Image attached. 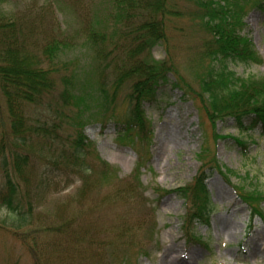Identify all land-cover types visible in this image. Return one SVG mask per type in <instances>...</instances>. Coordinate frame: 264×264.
<instances>
[{
	"label": "rangeland",
	"instance_id": "1",
	"mask_svg": "<svg viewBox=\"0 0 264 264\" xmlns=\"http://www.w3.org/2000/svg\"><path fill=\"white\" fill-rule=\"evenodd\" d=\"M194 2L167 0L171 13L163 22L165 39L146 57L149 62H163L170 71L169 81L158 88L156 100L143 103L152 127L149 143L141 151L147 162L141 168L137 166L140 149L137 147L136 153L117 138V124L110 112L106 121H86L84 134L115 171H95L87 176L86 184L78 173H70L69 167L63 169L64 159L59 156L64 155L58 156V152L60 147L68 148L69 142L57 139L51 143L45 137H30L24 145L19 144L27 151L17 150L24 158L19 167L10 171H16L12 180L18 183L24 210H29L28 202L31 209L24 213V220H16L0 204V264H35L34 251L43 264L49 252L51 264H55L53 241L64 249V264H177L180 255L187 264H264V223L257 216L249 221V207L237 194L255 188L258 196H254L264 216V129L257 126L239 133L228 117L216 122L214 134L220 137L214 139L210 122L199 110V99L183 95L182 89L170 83L180 79L186 88L198 92L200 77L212 62L207 50L213 36L204 28ZM239 3L242 10L237 12L240 21L236 32L251 39L262 62L228 60L226 66L240 78L261 77L264 7L256 6L254 0ZM108 7L109 0H0V25H19L40 55L42 46L59 44L54 59L57 76L73 74L76 82L87 85L91 96L98 94L101 87L110 95L114 91L116 116L126 107L124 95L129 92L131 80L121 81L116 88L113 80L116 66L122 63V52L132 45L131 37L123 34L122 24L116 25L117 34L105 41V48L112 50L106 61L114 54L116 57L114 65L112 61L106 66V61L93 56L84 40L88 20L85 16L96 20V28L104 26L109 38L112 27L107 22ZM44 111L48 123L52 119L58 126L54 134L65 137L71 133L72 127L58 111ZM0 120L4 131L8 118L3 103ZM238 135L245 139L244 149L236 142ZM6 143L9 145L8 138L0 139V146ZM203 146L208 150L202 160L209 163L215 153L219 167L209 170L206 180L213 211L208 223L195 224L194 237L186 239L181 230L184 200L164 191L191 182L203 162L198 156ZM2 150L0 186L4 171L10 168L9 161L1 162L2 154L7 156L6 147ZM129 184L135 185L133 194L128 192ZM234 184L237 193L231 187ZM62 224V230H76L78 236L92 237L93 242H75L69 231L68 236H59L55 230ZM78 244H83L81 255L73 253Z\"/></svg>",
	"mask_w": 264,
	"mask_h": 264
},
{
	"label": "trees",
	"instance_id": "2",
	"mask_svg": "<svg viewBox=\"0 0 264 264\" xmlns=\"http://www.w3.org/2000/svg\"><path fill=\"white\" fill-rule=\"evenodd\" d=\"M194 1L204 28L213 36L211 46H208L207 50L212 62L200 77L198 92L186 88L180 79L170 83L174 88L182 89L183 95L191 94L194 99H199L202 104L199 110L210 122L213 134L216 132V122L228 117L233 119L239 132L250 131L258 125L264 129V75L240 78L226 66L228 60L242 63L262 62L254 50L251 39L236 32V24L240 21L237 12L242 10L239 0ZM254 1L256 6L264 7V0ZM170 13L167 0H109L107 22L112 27L109 38L106 37L104 26L96 28V20L85 16V19H88L87 28L84 30L85 44L93 50V56L103 63L112 53V50L105 48L108 46L105 41L117 34L115 29L118 23L122 24L123 34L131 37L132 45L130 44L122 52V63L117 61L119 62L116 66L117 75L113 80V84H116L115 88L121 81L131 80L129 92L124 95L126 107L116 116L114 91L110 95L101 87L98 89V94L91 96L92 92L87 90V85L81 81L76 82L73 74L57 76L59 73L57 74L55 67L57 62L54 59L59 44L42 46L40 55L19 25L17 27L13 22L0 25V109L3 103L8 118V128L3 131L0 127V139L5 137L9 142V145L6 143L0 146L2 152L5 147L7 149V156L2 154L1 162H10V168L4 171L3 185L0 186V204L14 214L16 220H24V213H30L31 204L28 202L29 210L25 211L18 183L12 180L16 171L10 169L15 170L19 167L24 156L17 150L23 151L22 153L27 151L19 148V144L24 145L30 137L39 139L45 137L51 143H55L57 139L69 142L68 148L60 147L58 152V156L64 155L59 156L64 159L63 169L67 170L69 167L70 173L71 170L73 173H78L82 177V183L86 184L89 178L87 176H91L95 171L99 173L115 171L99 156L84 134L86 121L90 119L106 121L110 112L109 115L117 124V138L130 145L136 152L137 147L140 149L137 166L141 168L147 161L143 159L141 151L149 143L152 127L144 113L143 103L156 100L157 90L169 81L170 71L166 70L163 62H149L146 57H149L156 44L165 39L163 22ZM115 57V54L110 56L111 60L106 61L104 65L111 64ZM97 76L101 74L97 72ZM53 108L66 118L67 124L72 127L71 133L68 132L65 137L54 134L58 126L53 125L52 119L48 123L44 110ZM71 109L74 111L69 113ZM31 111L33 112L29 115ZM219 137L218 134H214V139ZM238 137L235 138L236 142L244 147L245 139L242 135ZM207 150L203 146L199 152L201 161ZM89 154L94 155L93 158L97 163ZM214 154L209 163L202 162L200 170L189 184L164 191L166 194L176 193L183 198L186 209L182 230L188 239L194 237L195 224H207L213 211L205 180L209 176V170L219 169ZM129 186L128 192L133 194L136 191L135 185L129 184ZM249 189L246 194L240 193L239 196L249 206L251 218L258 215L264 220L258 208L259 199L255 197L258 193L255 188ZM143 222L144 220L140 223ZM63 225L65 224L55 230L59 236H68L69 231L74 234L75 242L82 239L93 242L92 237L78 236L76 230L67 228L62 230ZM126 228L131 227L126 226ZM53 244L55 264H64V249L57 244V241H53ZM82 247L83 244H78L73 253L81 255ZM32 257L35 264H43L37 258L35 251ZM46 262L51 264L49 252L47 259L45 256L44 264Z\"/></svg>",
	"mask_w": 264,
	"mask_h": 264
},
{
	"label": "bare ground",
	"instance_id": "3",
	"mask_svg": "<svg viewBox=\"0 0 264 264\" xmlns=\"http://www.w3.org/2000/svg\"><path fill=\"white\" fill-rule=\"evenodd\" d=\"M180 258L183 259V255L177 256V264H187V263H183V260H181Z\"/></svg>",
	"mask_w": 264,
	"mask_h": 264
}]
</instances>
